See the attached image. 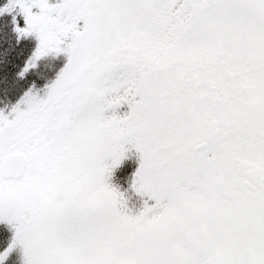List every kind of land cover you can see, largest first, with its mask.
<instances>
[{
	"label": "snow or ice",
	"instance_id": "obj_1",
	"mask_svg": "<svg viewBox=\"0 0 264 264\" xmlns=\"http://www.w3.org/2000/svg\"><path fill=\"white\" fill-rule=\"evenodd\" d=\"M20 72L0 112V223L23 264H264V0H10ZM39 9L34 14L32 9ZM26 105L21 110L20 105ZM127 105L128 111L116 110ZM134 151L132 215L109 181Z\"/></svg>",
	"mask_w": 264,
	"mask_h": 264
},
{
	"label": "trees",
	"instance_id": "obj_2",
	"mask_svg": "<svg viewBox=\"0 0 264 264\" xmlns=\"http://www.w3.org/2000/svg\"><path fill=\"white\" fill-rule=\"evenodd\" d=\"M9 2L10 0H0V9L6 7ZM58 2L59 0H49L50 4ZM32 11L34 14L39 13L37 8H33ZM13 17L20 28L26 27L24 16L18 6L13 8L11 13L0 15V112L9 119L13 118L11 114L13 107L29 90L41 99L46 96L48 86L58 77L66 61V54L62 53L61 56L54 58L50 57L54 53H50L36 61V67L21 78L19 74L32 58L38 40L35 35L18 39L12 23ZM20 107L23 110L26 105L21 104ZM126 177L130 180V175L127 174ZM4 248L6 243L0 231V252Z\"/></svg>",
	"mask_w": 264,
	"mask_h": 264
},
{
	"label": "rangeland",
	"instance_id": "obj_3",
	"mask_svg": "<svg viewBox=\"0 0 264 264\" xmlns=\"http://www.w3.org/2000/svg\"><path fill=\"white\" fill-rule=\"evenodd\" d=\"M62 55V53L61 54H52V55H50V57H54V58H56L57 56H61ZM66 63H67V56H66V61L64 62V66L66 65ZM64 66H63V68H64ZM56 80V79H55ZM45 98V97H44ZM43 99V98H42ZM129 109H128V107H127V105H124L123 107H121V108H119V109H117L116 110V113L118 114V115H124L127 111H128ZM136 153L134 152V151H130L129 153H128V159H126L124 162H123V164H122V166L123 165H128L129 164V160H130V158H132V156H134V157H136ZM136 159V158H135ZM134 161H136V160H134ZM131 163V162H130ZM121 166V167H122ZM120 167V168H121ZM121 174V178H119V180H122V179H125V182L127 181V183H126V186H125V188L124 189H121L120 188V192H122L123 194H124V196H125V199H126V209H127V211L130 213V214H132V215H134L133 214V208H132V206H131V203H132V189H131V183H129L128 182V179H127V177H125L124 176V172L122 173H120ZM127 194V196L125 195V193ZM137 213L135 212V215H136ZM3 226H5V229L6 230H9V232H11L12 233V235L9 237H7V239H8V245L11 243V240H12V238H13V235H14V229H12L10 226H8L7 224H5V223H0V231H1V233H2V236L4 235V233H3V231H4V229L2 228ZM8 247V246H7ZM4 249H6V248H4ZM5 264H23V252H22V249L19 247V246H17V248L9 255V257H8V259L5 261Z\"/></svg>",
	"mask_w": 264,
	"mask_h": 264
},
{
	"label": "flooded vegetation",
	"instance_id": "obj_4",
	"mask_svg": "<svg viewBox=\"0 0 264 264\" xmlns=\"http://www.w3.org/2000/svg\"><path fill=\"white\" fill-rule=\"evenodd\" d=\"M136 158V159H135ZM136 160V161H134ZM129 164L128 165H123L121 168L119 167L113 174L112 179L109 181L114 187L117 188L118 191H120V188L124 189L126 186V183L124 179L119 180V178H121V172L125 173L124 176L126 177L127 174L130 175V180L129 182L131 183V178H132V174L135 172L137 164H138V157L136 155V157L132 156V158H130L129 160ZM132 203L131 206L133 208V214L135 215V212L137 214H139L141 211L144 210V206H145V202L147 201V204L149 207L154 205V201L148 200L147 197H141L138 196L136 193L133 192L132 190ZM12 235V234H10ZM9 234H4L3 235V240L6 243V247L8 246V239L7 237L10 236Z\"/></svg>",
	"mask_w": 264,
	"mask_h": 264
}]
</instances>
